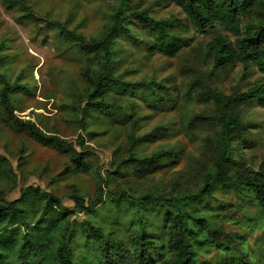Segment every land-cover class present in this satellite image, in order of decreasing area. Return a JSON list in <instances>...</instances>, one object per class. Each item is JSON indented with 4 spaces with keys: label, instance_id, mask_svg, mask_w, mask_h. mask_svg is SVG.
I'll use <instances>...</instances> for the list:
<instances>
[{
    "label": "rangeland",
    "instance_id": "obj_1",
    "mask_svg": "<svg viewBox=\"0 0 264 264\" xmlns=\"http://www.w3.org/2000/svg\"><path fill=\"white\" fill-rule=\"evenodd\" d=\"M9 1L0 0V57L5 59L0 73L16 84L10 94L14 114L66 139L78 151L84 149L90 171L74 172L70 154L15 128L0 104V161L5 159L7 171L0 173V204L19 198L21 189L29 185L62 198L69 210H74L73 194L88 204L98 195L99 186L104 200L109 199V192L169 198L200 189L213 170L219 131L216 119L207 121L216 116V105L213 99H205L246 91L264 81L255 66L245 70L236 63L214 68L212 56L206 55L207 44L217 34L234 41L231 32L215 24L208 33H199L171 0H129L126 14L148 9L154 19L169 21L170 33L183 40V46L174 57L150 54L156 34L136 20L128 21L113 43L112 75L130 83L152 79L167 89H110L100 99L117 108L89 107L82 125L91 91L84 73L95 77L102 70V60L100 52L85 50L69 32L85 43L101 40L119 0H25L29 10ZM263 24L264 20H254L243 28L253 31ZM2 87L0 81V92ZM235 111L246 134L233 144L232 173L239 175L246 167L264 173V108L250 103ZM79 137L84 138L82 147L77 144ZM131 137L136 140L135 155L143 163H121L128 157ZM158 152L171 156L144 162ZM122 204L128 211L122 210L121 216L117 211V219L95 212L72 217L77 231L71 253L76 264H164L172 260V229L161 220L163 212L156 215L142 207L138 214L133 204ZM183 211L197 233L191 241L199 264H264V215L251 196L218 187L211 197ZM149 215L158 217L151 223ZM141 220L149 240L142 259ZM92 226L101 227L110 239V262ZM206 239L225 243L230 251L206 245ZM12 264H21L20 258L12 259Z\"/></svg>",
    "mask_w": 264,
    "mask_h": 264
},
{
    "label": "trees",
    "instance_id": "obj_2",
    "mask_svg": "<svg viewBox=\"0 0 264 264\" xmlns=\"http://www.w3.org/2000/svg\"><path fill=\"white\" fill-rule=\"evenodd\" d=\"M177 5L186 18L202 34L209 32L215 24L232 33L235 37L231 41L222 34L215 35L207 44L206 55L212 56L215 69H225L229 65L241 63L245 70L255 66L264 74V24L255 30L251 27L244 30L246 22L264 20V0H171ZM129 0H119L118 8L113 15L112 24L105 36L96 42L85 43L84 40L73 34L82 47L92 53L100 52L102 70L95 76L85 71L84 76L91 85L89 102L83 109L81 124L85 122L84 116L88 108L92 107L100 111H112L117 106L106 103L102 97L110 89H123L134 92L135 90L152 91L153 89L165 91L167 88L149 80L145 82L130 83L123 81L120 77L112 75L113 43L116 36L124 28L125 23L136 20L145 29L156 34L154 45L150 48V54H161L174 57L183 46V40L173 36L168 28L169 21L156 20L149 15L148 9L132 11L128 14L124 9ZM11 4H20L24 10H29L25 0H11ZM2 44L0 45V50ZM0 57V65L4 61ZM0 81L3 87L0 92V104L6 116L13 122L18 130L27 132L39 143L47 146L58 147L64 154H70L72 169L74 172L87 174L90 165L86 162L84 149L78 151L72 147V143L56 135H50L42 131L39 126L26 121L14 114L10 94L14 91L16 84H11L7 78L0 73ZM213 99L216 105V116L208 117L207 121L216 119L219 126L217 135V153L213 164V170L209 172L196 192H188L180 196L155 197L144 195L134 198L125 192H109V199L104 200V191L99 186L98 195L87 204L84 197L73 194L74 210H69L63 205L62 198L52 192L43 190L41 187L29 185L21 189L20 197L0 204V264H12V259L20 258L21 264H48L53 260L55 264H76L72 257L71 240L77 229L73 227L71 219L76 213L95 212L94 214H105L117 219V211L122 209V203L128 202L135 206L136 212L141 214V208L145 212L154 211L160 217L164 225H171L169 234V248L174 254L172 260L164 264H199L196 259L194 246L191 238L196 237L188 222L184 207L199 204L206 198L212 196L218 187L233 191L239 196H251L258 208L264 215V173L258 172L252 167L246 169L239 175L232 173L234 164L233 144L245 137L246 128L240 115L235 109L241 105L257 103L264 108V81L258 82L246 91H235L229 96L214 95L206 98ZM148 135H150L148 133ZM136 140L131 137L128 143V157L123 159V164L143 163L134 152ZM82 147L84 138L79 137L78 143ZM171 156L168 152H158L145 163L159 157ZM4 160L0 161V173H7L4 168ZM5 172V173H3ZM150 216V217H149ZM148 221L154 222L158 216L149 215ZM96 237L103 242L105 259L110 262V239L101 227H91ZM140 258L148 252L146 244L148 238L145 223L141 220L140 231ZM88 243V240H86ZM206 245L215 246L226 251L230 247L218 240H204Z\"/></svg>",
    "mask_w": 264,
    "mask_h": 264
}]
</instances>
